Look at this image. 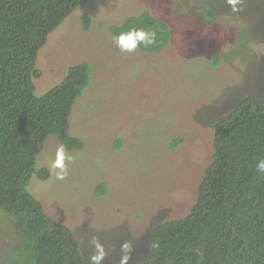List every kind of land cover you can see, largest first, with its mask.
<instances>
[{
  "label": "rangeland",
  "instance_id": "1",
  "mask_svg": "<svg viewBox=\"0 0 264 264\" xmlns=\"http://www.w3.org/2000/svg\"><path fill=\"white\" fill-rule=\"evenodd\" d=\"M239 7L233 12L226 0H88L39 51L37 96L69 67H93L70 118L84 149H66L75 159L58 180L51 162L61 143L49 136L37 167L50 177L35 175L29 184L46 213L72 229L87 260L100 255L96 244L102 264L152 257L154 229L186 216L196 202L214 153L211 124L247 97L264 98V0ZM143 12L165 21L170 40L159 53L121 52L109 28ZM215 56L218 67L211 65ZM172 140L180 142L170 149ZM99 184L107 187L103 196L95 194ZM5 216L0 212V264L20 242Z\"/></svg>",
  "mask_w": 264,
  "mask_h": 264
},
{
  "label": "trees",
  "instance_id": "2",
  "mask_svg": "<svg viewBox=\"0 0 264 264\" xmlns=\"http://www.w3.org/2000/svg\"><path fill=\"white\" fill-rule=\"evenodd\" d=\"M87 1L0 0V212L20 241L3 264H91L72 229L52 219L29 190L35 175L42 181L50 177L48 168L37 167L49 136L69 151L86 144L71 135L70 118L91 86L92 64L69 67L42 96L36 95L35 80L41 77L38 54L49 35ZM81 22L88 32L90 15ZM132 28L157 33L155 45L138 48L145 53L161 52L170 40L165 21L149 12L111 26L109 33L113 37ZM220 60L213 57L211 65L218 67ZM211 127L214 153L196 202L186 216L154 229L152 257L136 264H264V174L255 170L264 158V98L241 100ZM179 142L172 140L170 149ZM106 191L99 184L95 194Z\"/></svg>",
  "mask_w": 264,
  "mask_h": 264
},
{
  "label": "clouds",
  "instance_id": "3",
  "mask_svg": "<svg viewBox=\"0 0 264 264\" xmlns=\"http://www.w3.org/2000/svg\"><path fill=\"white\" fill-rule=\"evenodd\" d=\"M227 4L231 7L233 12L240 11L239 5L242 0H226ZM113 40L119 50L124 53H135V51L143 46H153L157 42V33L151 29L146 28H132L125 32H120L113 36ZM75 157L71 155L63 144H61L55 152V159L51 162V168L55 170L56 178L58 180H64L68 173V165L74 161ZM255 170L258 173L264 174V158L257 160L255 164ZM95 243V241H94ZM97 249L100 251L99 256L91 257V264H100V260L103 258L102 246L96 244ZM127 249V245H124ZM129 256H124L121 259V264H128Z\"/></svg>",
  "mask_w": 264,
  "mask_h": 264
}]
</instances>
